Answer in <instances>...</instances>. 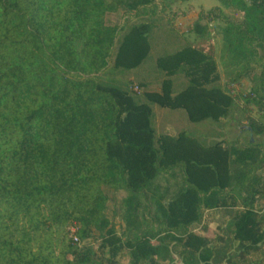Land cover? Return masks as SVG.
Instances as JSON below:
<instances>
[{
    "label": "trees",
    "instance_id": "1",
    "mask_svg": "<svg viewBox=\"0 0 264 264\" xmlns=\"http://www.w3.org/2000/svg\"><path fill=\"white\" fill-rule=\"evenodd\" d=\"M220 1L242 19L216 6L189 27L196 41L158 42L154 20L129 21L156 0H0V264H120L124 249L130 264H264V0ZM148 64L130 91L111 76ZM155 106L220 136L234 117L238 136L159 134ZM72 224L99 248L78 246Z\"/></svg>",
    "mask_w": 264,
    "mask_h": 264
},
{
    "label": "rangeland",
    "instance_id": "2",
    "mask_svg": "<svg viewBox=\"0 0 264 264\" xmlns=\"http://www.w3.org/2000/svg\"><path fill=\"white\" fill-rule=\"evenodd\" d=\"M216 6H219L221 8L220 13L223 18H233L236 20H241L243 17L242 12L235 10L233 8L226 7L220 0H156V5L150 9L151 13L149 16H151V19L147 18L148 16H146V17H136L129 21L130 23H139L143 21L154 20L153 22L155 26L158 28L154 37L155 40H157L158 42H161L162 39H164V36H166L167 34L170 36V38H175L176 33L184 34L186 35V37L188 36L191 40L193 39L195 40L196 35L188 31L192 22L196 19L197 15L200 12L208 13L211 9H213ZM122 17H123L122 13L112 15L111 20L113 23H120L123 21ZM222 27H223V23L215 20L211 25V29H212L211 32L213 37V44L216 51L219 71L221 73L222 80L226 81L228 78L226 77L225 74V67L222 59L224 55L222 35H221ZM157 51L162 52L163 50L158 49ZM150 64L153 66L152 62H150ZM150 64L139 70L138 74L136 75L135 73L132 72H119L113 75L111 74V76H114L117 83L121 85H124L126 84V82H128L129 84L127 85V88L129 90L131 84H141L142 82L141 79L143 78L142 76L147 75L149 73L148 70L152 69ZM232 86H234L233 88L235 89V95H236L243 91H246L247 88L249 87V82L247 80H244L241 84H234ZM150 88L159 89L160 85L156 82V80H154L151 81ZM156 112L157 115H156L155 125L157 128V132L159 134L171 133V132L177 134L184 130H188L190 133L196 135L199 139L206 142H212L217 139L221 141L222 140L228 141L235 139L238 136L237 130L233 125H231L234 117H230V120L227 121L223 127H221L222 131H224L225 133H223V135L220 136V135H216L217 131L219 132V127L216 123L204 122L198 125H194L190 123L188 124V122L178 114L168 113L166 110L161 108H157ZM253 115L259 117V114L257 112H254ZM180 180L181 178L179 172L176 176L170 175L162 179L163 181L161 182L162 185L164 187L168 186L170 188V191L168 192V197L170 195H174V193L177 191V186ZM232 205H233L232 201H227V200L220 201L221 207H228ZM114 209H115V204L114 202H111L109 204L108 215L110 219L113 221V224H115L118 235L122 236L124 225L120 219L114 216ZM219 214H222V211L219 210ZM219 220H221V217H219ZM215 227L216 224H212L211 230H213V228ZM193 229L196 232H202L200 230L201 227L199 225L197 226L195 225ZM101 243H102L101 239H94V240L86 239V240H80V242L77 244L81 248L91 245L92 247L98 249ZM116 258L119 260L120 264H130L131 258L129 255V250L124 249L120 251Z\"/></svg>",
    "mask_w": 264,
    "mask_h": 264
},
{
    "label": "built area",
    "instance_id": "3",
    "mask_svg": "<svg viewBox=\"0 0 264 264\" xmlns=\"http://www.w3.org/2000/svg\"><path fill=\"white\" fill-rule=\"evenodd\" d=\"M233 87L234 86H232L231 88H232L233 92L235 93V89ZM131 90H133L134 92H137V93H139L141 91L140 87L137 86V85L132 86ZM69 232H70V236L73 238L74 242L75 243H79L80 242V238L78 236V226H77V224H72L69 227Z\"/></svg>",
    "mask_w": 264,
    "mask_h": 264
},
{
    "label": "crops",
    "instance_id": "4",
    "mask_svg": "<svg viewBox=\"0 0 264 264\" xmlns=\"http://www.w3.org/2000/svg\"><path fill=\"white\" fill-rule=\"evenodd\" d=\"M192 34H194V33H192ZM166 37V36H165ZM184 37H186V35H184ZM188 37V36H187ZM185 38V39H187V40H189V41H191V42H194V41H196V39H197V37L195 38V40L193 39V40H191L189 37L188 38ZM184 40V39H183ZM182 40V41H183ZM184 42V41H183ZM178 43V42H177ZM178 45H179V43H178ZM154 87V86H153ZM157 108H161V107H159V106H155L154 107V110H155V113H157L156 111H157ZM161 109H164V110H166L168 113H171V114H178V115H180V116H182V118H184L187 122H188V124H189V121H188V118H187V116H186V114H185V112L183 111V110H170V109H168V108H161ZM157 115V114H156Z\"/></svg>",
    "mask_w": 264,
    "mask_h": 264
}]
</instances>
